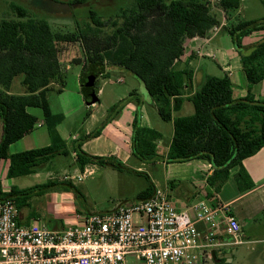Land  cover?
I'll use <instances>...</instances> for the list:
<instances>
[{"label": "trees", "instance_id": "obj_1", "mask_svg": "<svg viewBox=\"0 0 264 264\" xmlns=\"http://www.w3.org/2000/svg\"><path fill=\"white\" fill-rule=\"evenodd\" d=\"M82 2L83 0H74ZM264 7V0H260ZM35 2L40 3L39 0ZM224 11L226 31L240 54L248 94L235 97L233 83L228 75H207L200 87L189 97L194 112L188 116L173 117L183 104L185 87L192 80L189 69H179L176 63L184 54V43L193 37H208L220 25L209 0H135L108 17L95 9L88 10V20L74 19L71 32L54 31L48 19L33 16L28 10L14 5L15 18L0 19V161L9 159V177H20L49 168L58 155L69 151L59 136L62 113L53 112L48 98L54 85L66 84L61 55L70 44L80 42L84 52L80 74L84 101L98 98V80L106 76L102 66L124 68L144 83L153 105L162 120L173 121L174 134L166 156L157 151L162 137L158 130L141 123L140 108L132 122V154L143 163L186 162L206 159L213 172L207 182L218 192L236 168L235 181L241 193L255 187L243 160L264 147V97L255 99L253 85L264 80V37L251 48L243 39L256 32H264V16L243 18L239 9L241 0H219ZM249 49L250 52L246 53ZM23 77L24 93H7L16 76ZM142 105L139 93L133 90L129 97L111 108L105 122L95 131L75 141V162L83 173L88 165H111L120 170L130 169L115 157L96 156L84 149V143L98 136L128 102ZM29 107L42 110L44 123L51 137L46 147L11 153L10 145L33 131L38 117ZM90 115V113H89ZM148 185L137 199L154 195L156 188L146 174ZM52 191L75 192L70 178L49 179L27 188L12 186L3 190L0 179V200L11 199L18 209L31 206V199ZM214 196V194H212ZM79 213H82L78 209ZM215 260L219 257L215 254Z\"/></svg>", "mask_w": 264, "mask_h": 264}, {"label": "crops", "instance_id": "obj_2", "mask_svg": "<svg viewBox=\"0 0 264 264\" xmlns=\"http://www.w3.org/2000/svg\"><path fill=\"white\" fill-rule=\"evenodd\" d=\"M209 1L211 2L212 10H214L220 20V25L213 28L208 37H193L185 41L184 54L176 65L179 69L191 70L192 80L190 84L185 87L184 94L182 95L184 98L183 104L181 105L179 111L173 112V117L188 116L193 114L194 107L192 102L189 100V97L200 87L207 75H228L233 83V92L235 97H244L248 94V81L243 71L240 54L235 49L231 41V37L225 28L227 24L225 13L218 6L219 0ZM246 1L248 0H241V6L239 9V13L243 18L254 19L264 16L261 15L256 17L249 15L248 17L244 11H250L252 4L250 0L246 4ZM243 2H245V4H243ZM263 37L264 32L253 33L244 37L243 44L246 47L251 48ZM250 50L251 49L246 51V53L250 52ZM206 58H211L215 62L219 72L213 71L215 68H213V65H210L205 61ZM76 63L77 64L72 66L65 65L62 67V71L66 74L71 72V70L74 71L73 74L77 81V85L75 87L76 93L82 96V101L85 103L80 84V74L83 62L81 61ZM76 65H79L80 67L75 68L74 66ZM109 68L120 69L117 67ZM66 74L65 77L67 76ZM15 78L13 79L10 89L6 92L13 94L24 93V87L22 85L23 77L19 82L22 86L17 87L14 86ZM118 79L120 80L121 78L118 77ZM110 81L113 83L114 79L111 78ZM139 86V95L141 96L144 104H142L141 107H138L134 101L128 102L120 109L119 113L104 126L98 136L85 143L84 149L92 155L115 157L126 166L143 171L145 164L143 162L141 163V161L132 154L131 147L132 122L137 110L140 108L142 125L154 128L161 132L162 137L157 141V151L161 156H166L169 151L174 134V126L173 121H168L170 126L167 129L159 125L154 127L148 123V115L144 110L145 104L147 103L156 111L157 108L153 105L151 96L147 95V89L145 90L142 84H139ZM1 89L3 88L0 86V90ZM66 90V87H63L58 93H66ZM133 90L137 91L136 89ZM142 92L143 96L141 95ZM102 94L103 89L102 87H99V101L101 100L100 97ZM252 94L257 100L264 97V80L253 85ZM117 97H119V100H122L129 97V95H121ZM32 108L36 110H39V108H28L29 112L38 117V122L36 123L33 131L10 145L9 149L11 153H20L26 150L46 147L51 144V137L47 126L44 123L42 110L40 109V113L38 114L37 112L31 110ZM90 117L92 119L94 114L91 113ZM44 127H46V129H44ZM91 131L92 130L90 129L85 130V135L89 134ZM58 132L62 140V142L58 143H63L69 151V155L71 154L74 158L75 152L73 147L75 141L82 137V134L74 133L70 138H65L59 130V126ZM1 135L2 123L0 122V139ZM62 156L63 155H58L56 158H60ZM199 161H204L205 164L199 167L196 166L198 165L196 163H201ZM9 165V159H2L0 161V179L5 192L10 191L12 186L27 188L45 183L43 181H36V183L30 185V183H26L25 177H33L31 179H44V175H49L48 172L47 174H44V171L48 169L46 168L29 175L13 178L8 176ZM154 165L161 166L163 170L161 175L148 173L155 185V188L167 190L174 204L179 209H188L192 204L206 199L212 206L217 204L225 205V213L233 214L239 220L241 226L239 238L243 242L220 248L218 252L215 253L219 257L217 262H221V260H223L225 263H237L243 257L241 253L244 251L239 248L246 246V248H249L253 251V253H255L254 255L256 257L254 261L256 264H264V147L256 154L243 160L244 168L247 170L252 181L255 183V187L245 193H241L239 191L235 181L234 174L236 173V168L232 170L229 179L222 185L221 189L215 193L213 187H211V185L207 182V176L213 172V168L210 162L206 159H193L186 162H167L165 160H159ZM187 165L192 166V171L190 173ZM88 166L86 168H88ZM75 172H77L78 175L80 174L78 167L75 169ZM49 179L52 178L50 177ZM46 194L47 200L45 211L48 215L49 222H52L51 225L47 224L48 227L52 229L64 228L76 222V214H84L78 212L75 197L71 192L52 191L47 192ZM212 194H214V196H212ZM30 207H25L20 210L19 221L21 223L28 224L34 222L33 216L36 215V212L32 211ZM219 219H224L223 213H220ZM205 229L206 227L201 224V230L204 231ZM259 243H262L259 247L255 248L253 246L254 244ZM232 250L234 251L232 252ZM229 251L232 253L231 256H227Z\"/></svg>", "mask_w": 264, "mask_h": 264}, {"label": "built area", "instance_id": "obj_3", "mask_svg": "<svg viewBox=\"0 0 264 264\" xmlns=\"http://www.w3.org/2000/svg\"><path fill=\"white\" fill-rule=\"evenodd\" d=\"M225 209L203 199L181 210L158 188L150 198L76 214L75 223L52 229L21 223L15 202L0 200V264H201L243 242L239 220Z\"/></svg>", "mask_w": 264, "mask_h": 264}, {"label": "rangeland", "instance_id": "obj_4", "mask_svg": "<svg viewBox=\"0 0 264 264\" xmlns=\"http://www.w3.org/2000/svg\"><path fill=\"white\" fill-rule=\"evenodd\" d=\"M39 1L40 3L35 2V0H0V19L15 18L16 16L13 13L12 7L14 5H19L27 9L29 14L33 16L48 19L55 32H71L75 29V18L81 21L88 20L87 15L89 9L92 8L99 11L100 14L106 18L109 15L114 14L116 11H119L121 8L130 7L135 0H83L80 3L75 2L74 0ZM248 1H246V4ZM250 2L252 4L250 11H244L248 17L249 15L256 17L264 15V7L260 0H250ZM243 4H245V2H243ZM67 47V50H65L61 55L62 67L65 65H75L77 64L76 62L78 59L83 60L84 57V52L80 42L73 45L70 44ZM205 61L210 65H213V68H215L213 70L214 72H219L218 67L211 58H206ZM74 67L76 68L80 66L76 65ZM73 73L74 71L72 70L68 74L64 73L67 75L66 84L64 86L67 89L66 93L59 94L57 91L61 86L59 84H55L54 90L50 91L48 95L53 112L63 114V120L59 125V130L65 138H70L74 133H81L82 136H84L85 130L90 129L95 131L99 128L100 125L105 122L106 117L110 114L112 106L121 101L117 96L129 95L133 89H136L139 93V84H142L143 88L146 90L144 83H142L130 71L124 68L112 69L107 65V75L100 76L102 78L99 77L100 79L98 80V87H102L103 89V94L100 97L101 100L99 103L97 102L93 106H89L82 101V96L76 93L75 87L77 85V81ZM118 77L121 79L119 80ZM21 78V75L15 78V87L22 86L19 83ZM111 78L114 79L113 83L110 81ZM146 92L147 95H149L147 90ZM141 95L143 96V92ZM142 104L144 103L142 102ZM31 110L37 112L38 114L40 113V109L36 110L32 108ZM144 110L148 115V123L154 127L159 125L165 129L169 128V123L162 120L158 112L147 103L144 106ZM89 113L94 114L92 119ZM0 122L2 123L1 118ZM44 129H46V127H44ZM74 158L70 154L68 156H62L54 159L49 168L44 171V174H47L48 172L49 175H44V179H31L33 177H25L26 183H30L31 185L36 183V181L46 182L50 177L52 179L60 180L64 179L66 176H71V180L79 191V194H75L73 191L71 192L75 197L78 209L84 214L94 212L104 213L111 211L120 203H131L136 200L138 193L145 189L148 185L145 173L161 175L163 172L161 166L154 165L155 163H144L145 165L143 167V171H139L128 166L127 167L130 169L120 170L111 165L95 164L88 166L89 171L92 172L90 174L87 173L83 177L82 174L84 173L81 171L79 175L75 172L77 165ZM199 162L201 163H196L198 164L196 165L198 167L205 164L204 161ZM187 166L189 167L190 173L192 171V166ZM46 200L47 194L33 197L31 199L30 209L36 212V215L33 214L34 222L51 225L52 222H49L48 215L45 211ZM261 244L262 243L254 244L253 246L256 248ZM239 249L244 250L241 253L243 257L237 263L233 264H256L254 261L256 256L253 251L246 248V246L240 247ZM202 264L232 263H225L223 260H221V262H217V260L213 258L211 260L204 261Z\"/></svg>", "mask_w": 264, "mask_h": 264}, {"label": "water", "instance_id": "obj_5", "mask_svg": "<svg viewBox=\"0 0 264 264\" xmlns=\"http://www.w3.org/2000/svg\"><path fill=\"white\" fill-rule=\"evenodd\" d=\"M106 70V66H102V68H101V72L103 73L104 71ZM96 101H97V97H93L92 98V100L89 102V104H91V105H94L95 103H96ZM234 250H232V252H233ZM231 251H229L228 253H227V256H231Z\"/></svg>", "mask_w": 264, "mask_h": 264}]
</instances>
